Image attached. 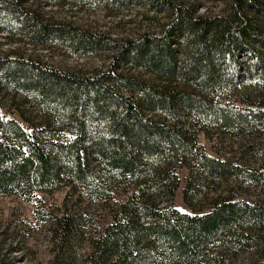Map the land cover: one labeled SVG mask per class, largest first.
I'll use <instances>...</instances> for the list:
<instances>
[{
	"label": "trees",
	"instance_id": "1",
	"mask_svg": "<svg viewBox=\"0 0 264 264\" xmlns=\"http://www.w3.org/2000/svg\"><path fill=\"white\" fill-rule=\"evenodd\" d=\"M26 1L0 3L26 28L29 43L61 41L80 54L110 50L114 63L85 75L0 56V93L20 94L66 126L61 136L48 123L8 116L0 105V196L39 203L40 194L69 188L85 201L113 203L107 221L84 239L90 251L82 264H235L246 253L247 264H264L258 248L264 201L222 198L204 212L170 205L189 190L187 160L209 178L253 181L263 174L207 153L198 140L207 124L233 128L249 117L264 120V110L236 106L223 95L245 76L232 74L244 65L239 57L253 60L246 75L264 84V0H231L226 14L216 16L182 2L145 0L168 17L159 34L134 39L42 23L22 9ZM109 1L126 7L136 0ZM117 62L152 78L118 73ZM47 219L60 248L88 229L72 214Z\"/></svg>",
	"mask_w": 264,
	"mask_h": 264
},
{
	"label": "rangeland",
	"instance_id": "2",
	"mask_svg": "<svg viewBox=\"0 0 264 264\" xmlns=\"http://www.w3.org/2000/svg\"><path fill=\"white\" fill-rule=\"evenodd\" d=\"M173 1L182 2L194 8L197 14L208 16L225 15L231 3V0ZM22 9L33 13L42 23H65L91 33L122 39H134L145 32L159 34L168 17L165 13L150 10L145 0L131 1L126 7L109 0H27ZM12 15V9L0 3V56L37 59L57 69L85 75L106 71L114 63V52L110 50L80 54L65 48L61 41L29 43L26 28L17 25ZM238 60L244 65L237 66L238 69L233 67L232 74L234 77L237 73L245 76L238 78L239 82L234 86L224 88V99L236 106L264 110V84L258 83L255 76L246 75L252 69L248 66L253 60L244 57ZM113 68L118 73L152 78L146 71H138L126 63L117 62ZM26 103L20 94L5 90L0 93V105L8 116L20 117L28 125L48 123L54 133L65 136L66 126L61 125L60 120L44 113L41 107ZM204 132L198 142L207 153L240 164L246 170L263 171V174L259 180L253 181L236 177L209 178L193 161L187 160L189 174L184 182L189 184V190L186 196L178 192L170 205L181 211L204 212L215 200L222 198L264 201V120L249 117L248 123H237L233 128L207 124ZM172 163L171 169L175 171L178 164L173 160ZM39 197L41 202L27 203L16 197L0 196V264H82V258L90 251L89 243L84 239L93 235L95 227L107 221L114 204L85 201L69 188L40 194ZM64 213L76 216L77 226L88 229L71 245L60 248L51 231L53 222L47 218ZM260 238L258 248H264V233ZM250 255H240L233 258V262L247 264Z\"/></svg>",
	"mask_w": 264,
	"mask_h": 264
}]
</instances>
